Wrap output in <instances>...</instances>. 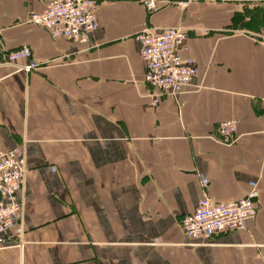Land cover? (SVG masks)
I'll use <instances>...</instances> for the list:
<instances>
[{
    "label": "crops",
    "instance_id": "1",
    "mask_svg": "<svg viewBox=\"0 0 264 264\" xmlns=\"http://www.w3.org/2000/svg\"><path fill=\"white\" fill-rule=\"evenodd\" d=\"M49 1L0 0V45L39 64L0 65V148L23 149L28 168L23 243L0 248V264H264V0L152 15L142 0H97L90 50L28 23ZM163 26L188 29L202 88L155 105L136 37ZM227 121L230 146L217 140ZM254 190L245 230L185 235L205 192L226 203Z\"/></svg>",
    "mask_w": 264,
    "mask_h": 264
},
{
    "label": "built area",
    "instance_id": "2",
    "mask_svg": "<svg viewBox=\"0 0 264 264\" xmlns=\"http://www.w3.org/2000/svg\"><path fill=\"white\" fill-rule=\"evenodd\" d=\"M194 0H142L149 15L163 7L175 5L181 9ZM97 0H50L42 13H33L28 23L46 30L53 39H65L90 50L92 38L99 29ZM140 57L145 65L144 81L150 87L155 105L165 96L176 97L188 91L200 90L196 85L199 67L189 52L188 29L183 27H148L137 37ZM27 61V64L20 62ZM0 65L30 73L39 68L29 47L10 51L0 45ZM217 140L233 145L237 140V125L233 121L220 124ZM26 153L15 148H0V248L21 246L25 227V202L18 199L27 177ZM209 182L204 180L207 191ZM254 190L237 201L217 203L208 194L200 199L194 213L182 221V229L191 241L212 240L215 236L246 229L258 214Z\"/></svg>",
    "mask_w": 264,
    "mask_h": 264
},
{
    "label": "rangeland",
    "instance_id": "3",
    "mask_svg": "<svg viewBox=\"0 0 264 264\" xmlns=\"http://www.w3.org/2000/svg\"><path fill=\"white\" fill-rule=\"evenodd\" d=\"M223 1H226V0H223Z\"/></svg>",
    "mask_w": 264,
    "mask_h": 264
}]
</instances>
